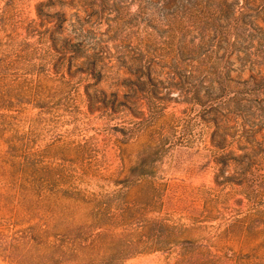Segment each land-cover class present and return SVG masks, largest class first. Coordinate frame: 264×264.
<instances>
[{"label": "rangeland", "instance_id": "374dc122", "mask_svg": "<svg viewBox=\"0 0 264 264\" xmlns=\"http://www.w3.org/2000/svg\"><path fill=\"white\" fill-rule=\"evenodd\" d=\"M0 264H264V0H0Z\"/></svg>", "mask_w": 264, "mask_h": 264}, {"label": "trees", "instance_id": "16d2710c", "mask_svg": "<svg viewBox=\"0 0 264 264\" xmlns=\"http://www.w3.org/2000/svg\"><path fill=\"white\" fill-rule=\"evenodd\" d=\"M217 133V132H216ZM215 134V133H214ZM213 146H215L216 148L220 149L221 146H220V141L217 139L212 142Z\"/></svg>", "mask_w": 264, "mask_h": 264}]
</instances>
